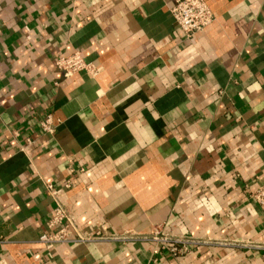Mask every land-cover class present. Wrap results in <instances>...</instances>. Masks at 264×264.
Listing matches in <instances>:
<instances>
[{"label": "crops", "instance_id": "1", "mask_svg": "<svg viewBox=\"0 0 264 264\" xmlns=\"http://www.w3.org/2000/svg\"><path fill=\"white\" fill-rule=\"evenodd\" d=\"M205 1L187 38L175 0H0V264H264V0ZM75 51L94 74L61 76ZM48 184L83 232L201 242L47 250Z\"/></svg>", "mask_w": 264, "mask_h": 264}, {"label": "built area", "instance_id": "2", "mask_svg": "<svg viewBox=\"0 0 264 264\" xmlns=\"http://www.w3.org/2000/svg\"><path fill=\"white\" fill-rule=\"evenodd\" d=\"M170 13L179 30L187 38L204 31L215 20L214 14L205 0H175ZM55 66L63 78H69L79 71L89 74L95 72L93 64L87 62L79 51L56 58ZM38 125L44 134H52L56 126L50 113H47ZM28 143L31 141L28 140ZM66 186L68 187V185ZM47 189L55 200V207L47 221V230L38 237V242L47 250L58 244L72 242L142 240L154 242L158 248L167 250L172 256H180L201 242L193 237L172 236L160 230H156L152 235L129 234L127 236L83 232L77 228L74 218L58 200L57 190L53 189L50 184L47 185ZM249 194L264 214V180Z\"/></svg>", "mask_w": 264, "mask_h": 264}]
</instances>
